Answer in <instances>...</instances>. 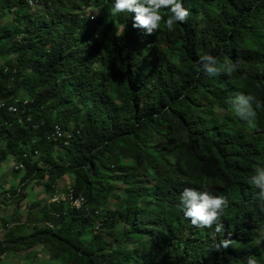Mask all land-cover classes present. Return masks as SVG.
<instances>
[{
	"label": "trees",
	"instance_id": "16d2710c",
	"mask_svg": "<svg viewBox=\"0 0 264 264\" xmlns=\"http://www.w3.org/2000/svg\"><path fill=\"white\" fill-rule=\"evenodd\" d=\"M38 1L44 14L0 0V162L22 164L0 263L28 250L27 264H264V199L249 182L264 166V0H178L187 21L151 35L134 13L112 16L114 0ZM16 100L29 105L10 112ZM66 179L79 208L28 201ZM185 187L227 199L220 232L184 217Z\"/></svg>",
	"mask_w": 264,
	"mask_h": 264
},
{
	"label": "clouds",
	"instance_id": "9594fccd",
	"mask_svg": "<svg viewBox=\"0 0 264 264\" xmlns=\"http://www.w3.org/2000/svg\"><path fill=\"white\" fill-rule=\"evenodd\" d=\"M161 9H168L169 15L165 19L161 15ZM112 16L121 13H134L133 28L145 29L146 35H151L158 31L161 21H163L169 30L179 21L181 24L187 21L190 15L178 0H114L113 6L109 9ZM204 62L203 71L208 76H214L218 73L217 59L209 54L200 57ZM226 73L231 75L234 67L231 62H226ZM244 101V97L238 95L237 100L233 102V109L239 119H245L241 115V110L236 108V104ZM254 116L255 114L252 113ZM251 126L255 124L249 121ZM250 184L260 189L259 196L264 199V166L255 169V174L250 177ZM228 207V201L223 195L213 196L208 190L198 191L192 187H185L180 195V210L185 218L189 219L191 224L200 228H212L216 223L215 232L221 231L218 224L220 216L224 215ZM230 241H221L223 247H228ZM218 247V246H217Z\"/></svg>",
	"mask_w": 264,
	"mask_h": 264
},
{
	"label": "rangeland",
	"instance_id": "374dc122",
	"mask_svg": "<svg viewBox=\"0 0 264 264\" xmlns=\"http://www.w3.org/2000/svg\"><path fill=\"white\" fill-rule=\"evenodd\" d=\"M31 12L44 14L45 8H44L43 4H41V7L36 6L35 9L31 8ZM205 13H209V12H205ZM210 16H213V14H211ZM2 149H5V144L0 141V154H1ZM15 165H17V161L12 155H7L6 158L0 162V197L3 195V193H5V191L9 195H13L15 193V191L20 188V179H21L22 172L15 171L14 170ZM70 181L68 179H66L65 183H62L60 185L61 186L60 191L65 192V193H57V194H66V188L70 184ZM26 189H27V187H26ZM42 191H43L42 188L37 189V188L32 187L31 190L29 191L30 198L28 199V201H32L33 199H34V201L35 200L42 201V200L48 199L47 200L48 204H51L53 201L52 198L50 199L46 194L42 193ZM10 203H11L10 204L11 206L6 205V204L3 205L2 200H0V214L1 215H4L8 212L7 207H9V206H10L9 210L12 213L9 215H10V217L13 215V212L16 210L15 208H16L18 203L15 199H12L10 201ZM111 207H113L112 203L109 206V208H111ZM33 215L40 217V215H41L40 210L38 208L37 209L34 208ZM28 216H29L28 213H25L23 217L26 220ZM42 226H44V225L42 224ZM27 252H28V250L27 251L23 250L20 252V254H19L20 256L13 258L12 261L11 260H8L7 262L3 261V263L4 264H27V261L26 262L23 261V258L26 257ZM30 261H31L30 264H59L58 261L51 262V261L44 259L43 256H39L37 259H35L33 261L30 260Z\"/></svg>",
	"mask_w": 264,
	"mask_h": 264
},
{
	"label": "built area",
	"instance_id": "2783aa9c",
	"mask_svg": "<svg viewBox=\"0 0 264 264\" xmlns=\"http://www.w3.org/2000/svg\"><path fill=\"white\" fill-rule=\"evenodd\" d=\"M26 1L29 2L31 8L35 9L36 6L41 7V4L39 3L38 0H26ZM20 104H22L23 106H28L29 105V101H23L21 103V102H18L16 100L15 103L8 108V110L10 112H13V113L17 112L18 108L20 107ZM6 107H7L6 106V102H0V110H2L3 108H6ZM59 137H61V134L56 130L54 132V139L55 138H59ZM66 138L69 139L70 136L66 135ZM21 167H22V164H17L15 166V169L18 170ZM52 200H53L52 203H59L60 201L68 202L71 205V207H73V208H79L82 205V203H83V198L81 196L74 197L72 190L67 192L66 194H57L56 193L53 196Z\"/></svg>",
	"mask_w": 264,
	"mask_h": 264
},
{
	"label": "crops",
	"instance_id": "0c3cea01",
	"mask_svg": "<svg viewBox=\"0 0 264 264\" xmlns=\"http://www.w3.org/2000/svg\"><path fill=\"white\" fill-rule=\"evenodd\" d=\"M5 195H9V194H7L6 193V191H5V193H3V195L0 197V200H2V202H3V205H10L11 203H10V201L12 200V199H7V200H3L4 199V196ZM41 198V197H40ZM11 206V205H10ZM9 206V207H10ZM7 207V206H6ZM9 207H7L8 208V212L6 213V214H4V215H1L0 214V241H1V239H2V236H3V234H5V232L7 231V227H6V220H8L9 218H10V215L9 214H12L11 212H10V210H9ZM11 209V208H10ZM0 264H4V263H0Z\"/></svg>",
	"mask_w": 264,
	"mask_h": 264
}]
</instances>
